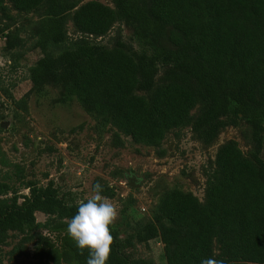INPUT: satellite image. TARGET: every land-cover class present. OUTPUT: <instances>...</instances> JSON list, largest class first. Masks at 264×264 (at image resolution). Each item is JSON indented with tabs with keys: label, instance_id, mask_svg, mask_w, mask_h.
<instances>
[{
	"label": "trees",
	"instance_id": "obj_1",
	"mask_svg": "<svg viewBox=\"0 0 264 264\" xmlns=\"http://www.w3.org/2000/svg\"><path fill=\"white\" fill-rule=\"evenodd\" d=\"M7 3L42 13L31 91L59 87V103L76 101L97 131L109 127L115 145L123 135L163 157L172 131L189 128L210 147L242 121L254 148L246 156L234 140L220 145L203 172L202 201L168 190L146 223L125 224L127 209L119 223L101 218L93 203L60 194L52 182L29 183L22 196L0 182V247L15 233L34 245L36 264H152L132 251L158 239L163 264H264V0H112V7L98 0H0L6 18ZM118 23L132 31L134 45L120 30L111 46L97 41ZM0 37L8 50L22 44L5 28ZM93 190L114 196L106 184L95 182ZM37 212L47 220L36 221Z\"/></svg>",
	"mask_w": 264,
	"mask_h": 264
},
{
	"label": "rangeland",
	"instance_id": "obj_2",
	"mask_svg": "<svg viewBox=\"0 0 264 264\" xmlns=\"http://www.w3.org/2000/svg\"><path fill=\"white\" fill-rule=\"evenodd\" d=\"M98 1L113 6L112 0ZM7 14L9 18L0 12V28H5L11 36L16 35L22 44L8 50L5 39L0 37V182H6L18 196L28 195L29 183L47 186L52 182L60 194L78 202L93 203L101 218L119 223L121 211L127 209L125 224L146 223L152 221L159 199L168 190L191 192L202 201L203 172L214 160L220 145L234 140L244 155L253 150L251 129L242 121L236 127L225 128L210 147L193 138L189 128L178 136L172 131L164 140L163 157L154 148L134 144L123 135L115 145L109 127L97 131L95 120L76 101L59 103V87L50 85L41 93L31 91L29 67L40 57L34 49V40L42 13L18 12L7 3ZM118 30L128 45H134L132 31L120 23L97 41L111 46ZM67 31L70 38L78 35L71 22ZM196 112L197 109L191 113ZM95 182L113 188L114 196L98 195L93 190ZM21 201L20 198L18 202ZM35 218L38 222L47 220L39 212ZM122 229L129 233L125 225ZM21 238L10 233L6 244L0 247V264L37 263L34 245ZM132 252L134 257L152 264L165 261L158 239L136 243Z\"/></svg>",
	"mask_w": 264,
	"mask_h": 264
},
{
	"label": "water",
	"instance_id": "obj_3",
	"mask_svg": "<svg viewBox=\"0 0 264 264\" xmlns=\"http://www.w3.org/2000/svg\"><path fill=\"white\" fill-rule=\"evenodd\" d=\"M135 186H137V185H135Z\"/></svg>",
	"mask_w": 264,
	"mask_h": 264
}]
</instances>
